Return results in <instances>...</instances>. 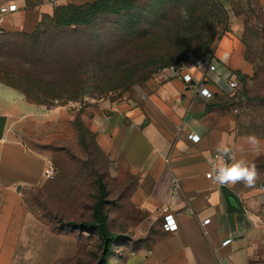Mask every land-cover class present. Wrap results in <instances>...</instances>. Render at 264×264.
Wrapping results in <instances>:
<instances>
[{
  "label": "rangeland",
  "instance_id": "1",
  "mask_svg": "<svg viewBox=\"0 0 264 264\" xmlns=\"http://www.w3.org/2000/svg\"><path fill=\"white\" fill-rule=\"evenodd\" d=\"M31 1H37L36 6L47 2ZM88 1L94 0H66L65 3ZM9 2L0 0V6ZM151 4L164 6L157 8V14L153 15ZM137 5L128 16L111 15L107 25L97 22L95 28L78 30L76 37L85 45L93 35L103 33V43L93 44L92 52L97 53L104 47L114 52L116 49L115 55L122 61V67L135 65L155 72L126 88L100 90L103 92L91 89L93 94L64 105L37 92L36 102L52 105L32 104L30 116L9 118L6 126L10 139L18 141L27 151L43 156L45 163L40 181L31 184L42 167L40 160L23 158L19 153L6 160L12 169L11 175L18 181L13 186L12 202L0 207V264H127L132 251L144 241L146 229L138 228L144 216L129 202L135 178L116 175L101 140L112 123H135L142 115L147 95L160 82V72L166 67L163 63L187 47L202 54L216 51L226 38L240 45L247 70L239 72L242 90L237 92L230 108L241 134L264 138V0H138ZM182 8L188 11L186 20L180 15ZM136 18L137 24H142L143 36L124 37L118 42L117 29L121 27L125 31L130 22L136 27ZM26 19H33L30 11ZM107 28L108 34H104ZM32 29L33 23L22 29H0V91L10 86L8 80L24 85L13 79L24 67L19 51L30 48L25 32ZM87 48L80 47L82 56ZM96 85L91 80L85 90ZM3 104H7L6 100ZM60 106L67 107L68 116L58 117ZM257 163L258 183L264 184V157ZM98 176L107 188L105 210L109 227L119 235L106 260L97 231L70 225L94 221Z\"/></svg>",
  "mask_w": 264,
  "mask_h": 264
},
{
  "label": "crops",
  "instance_id": "2",
  "mask_svg": "<svg viewBox=\"0 0 264 264\" xmlns=\"http://www.w3.org/2000/svg\"><path fill=\"white\" fill-rule=\"evenodd\" d=\"M11 2L20 9L5 18L4 30L22 29L32 23L34 29L43 14L53 13L54 7L48 2L37 6V1L31 0ZM29 11L33 19L28 21ZM214 52L222 70L238 75L246 72L243 50L232 39L222 40ZM211 88L215 97L206 100L180 78L160 81L156 90L147 95L142 115L135 123H112L102 137L101 146L111 158L116 175L135 178L129 202L144 216L138 224V228L146 229L144 241L132 251L127 264H264V184L258 183L257 177L252 186L227 185L243 207V212L236 214L233 231L222 186L205 178L210 169L207 161L216 153L218 144L223 142L237 159L245 158L256 165L264 157V138L258 137L261 154L257 156L245 142L248 135L238 131L230 108L234 95ZM32 104L19 89L6 86L0 91V115L7 117L6 125L10 117L30 116ZM57 115L68 116L67 107L60 106ZM190 134L199 135V141L193 142ZM18 153L42 162L31 184L42 177L44 157L10 139L5 126L0 138V207L14 199L13 186L18 180L11 175L6 160ZM170 216L177 223L175 231L164 227ZM229 238L231 241L224 245Z\"/></svg>",
  "mask_w": 264,
  "mask_h": 264
},
{
  "label": "trees",
  "instance_id": "3",
  "mask_svg": "<svg viewBox=\"0 0 264 264\" xmlns=\"http://www.w3.org/2000/svg\"><path fill=\"white\" fill-rule=\"evenodd\" d=\"M137 1L94 0L92 2H70L54 6L52 14H43L34 30L25 32L31 46L27 50L19 51L22 53L19 60L24 63V67H21L18 73L14 74L16 79H13L22 81L24 85H16L9 80L7 84L22 91L33 104L47 106L52 104L36 102L37 92L48 100L64 105L71 101H79L83 95L93 94L91 89L99 92H103L100 91L103 89L112 91L143 81L155 71H147V69H141L135 65L131 68L122 67V61L115 55L116 49L114 52L104 47L97 53L92 52L93 44L100 45L103 43V33H96L92 39L85 41V45H81L79 37H76L78 30L95 28L97 22L103 21L104 26L107 25L111 15L121 18L128 16L129 12L137 8ZM154 5L151 4L150 7L153 15L157 14V8L162 9L164 6L162 4ZM134 21L136 27H132L130 22V26L123 29L125 31H122L121 27L117 29L116 34H121L117 35L116 40L118 42H122L124 37L137 39L143 36L145 32H141L140 29L142 24H137L139 21L137 18ZM108 30L109 28L104 34H108ZM109 33L111 34L112 31ZM86 46L88 48L83 50L85 55L82 56L80 47ZM188 52V47L179 51L175 57H171L163 63V66L167 67L177 63ZM239 76L242 80L241 73ZM112 78L118 80L111 81ZM91 80H94L97 85L85 90V86ZM107 81H109L108 85H106ZM235 96L232 100L236 98ZM97 183L99 196L94 206V221H82L79 224L72 222L70 225L84 231H97L102 239L105 251L104 260H106L108 255L112 253V245L119 239V235L113 233L109 227L105 210L107 188L101 176H98Z\"/></svg>",
  "mask_w": 264,
  "mask_h": 264
},
{
  "label": "built area",
  "instance_id": "4",
  "mask_svg": "<svg viewBox=\"0 0 264 264\" xmlns=\"http://www.w3.org/2000/svg\"><path fill=\"white\" fill-rule=\"evenodd\" d=\"M66 0H48L47 2L51 6L60 5ZM19 10L18 5L15 2L5 3L0 6V29H3V23L8 15H11ZM221 63L216 57L215 52L208 53H196L189 51L186 56L175 64L165 67L160 72V81H168L174 78H180L189 88H191L197 96H200L206 100H212L215 97V91L211 86H214L216 90L222 94L234 95L240 88L241 80L237 73L233 71H224L221 68ZM215 74L216 77H212L210 74ZM235 111H237L235 109ZM189 138L193 142H197L200 136L197 134H190ZM198 138V139H197ZM221 157L220 153H214L211 159ZM219 163V161H218ZM211 167L205 173V178L214 182L210 178ZM178 180L174 179V184H177ZM218 184V183H216ZM170 220L176 225L175 229H172ZM164 227L170 231L177 229V223L173 217H167L164 223ZM231 241V238L226 239L223 244L226 245Z\"/></svg>",
  "mask_w": 264,
  "mask_h": 264
},
{
  "label": "clouds",
  "instance_id": "5",
  "mask_svg": "<svg viewBox=\"0 0 264 264\" xmlns=\"http://www.w3.org/2000/svg\"><path fill=\"white\" fill-rule=\"evenodd\" d=\"M180 15L183 19H188L189 14L187 9L182 8L180 10ZM244 139L251 151L259 156L261 154V141L259 138L255 135H249ZM216 152L222 154L225 159L221 160V157L217 156L207 161L211 167L210 178L213 179L215 183L221 186L237 183H243L246 186L254 185L258 177V171L254 163H250L245 158L237 159L235 155H233L232 150L223 142L217 145ZM170 224L172 229H175L176 225L172 222H170Z\"/></svg>",
  "mask_w": 264,
  "mask_h": 264
},
{
  "label": "water",
  "instance_id": "6",
  "mask_svg": "<svg viewBox=\"0 0 264 264\" xmlns=\"http://www.w3.org/2000/svg\"><path fill=\"white\" fill-rule=\"evenodd\" d=\"M6 122H7V117L5 115H0V138L3 137ZM221 190L223 191L225 201L227 204V210L229 212L228 214L229 223L231 229L234 231L236 229V214L242 213L243 207L237 195L227 186H222Z\"/></svg>",
  "mask_w": 264,
  "mask_h": 264
},
{
  "label": "snow or ice",
  "instance_id": "7",
  "mask_svg": "<svg viewBox=\"0 0 264 264\" xmlns=\"http://www.w3.org/2000/svg\"><path fill=\"white\" fill-rule=\"evenodd\" d=\"M170 222H171V220H170Z\"/></svg>",
  "mask_w": 264,
  "mask_h": 264
}]
</instances>
